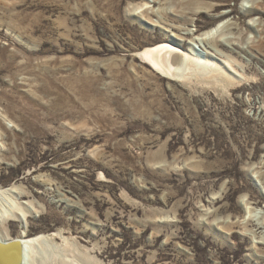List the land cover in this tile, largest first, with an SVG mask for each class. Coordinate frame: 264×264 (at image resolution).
Segmentation results:
<instances>
[{
  "label": "rangeland",
  "instance_id": "374dc122",
  "mask_svg": "<svg viewBox=\"0 0 264 264\" xmlns=\"http://www.w3.org/2000/svg\"><path fill=\"white\" fill-rule=\"evenodd\" d=\"M179 1L0 0V189L23 194L0 213H28L0 230L49 239L27 264H264V14L165 22ZM228 25L217 53L205 34ZM177 37L246 79L173 82L132 56Z\"/></svg>",
  "mask_w": 264,
  "mask_h": 264
},
{
  "label": "bare ground",
  "instance_id": "6f19581e",
  "mask_svg": "<svg viewBox=\"0 0 264 264\" xmlns=\"http://www.w3.org/2000/svg\"><path fill=\"white\" fill-rule=\"evenodd\" d=\"M157 0H155L156 2ZM179 1V0H178ZM218 1H224V0H183L182 2L179 1V7L182 8V14L180 16L171 14L168 9H166V14H164V21L170 22V21H176V19H179L180 22H182L185 26H188L190 23V19H188L187 14L191 13H197L199 12L198 9L201 8L200 5H203L204 8L209 13H214L221 9L225 3H220ZM255 5H252L250 9H247L243 15L245 16H252L254 13L264 14V0H255ZM190 6L195 7L194 12H189L188 9H191ZM142 6H135V9H139ZM263 10H261V8ZM198 8V9H197ZM187 13V14H185ZM143 14H148L149 11L145 10L143 11ZM239 22V21H238ZM237 27L239 26L238 23L233 24ZM236 27V28H237ZM174 28V27H171ZM179 28H177L178 30ZM231 25H228L225 29H223L222 33L219 34V30H209L205 34V39H211L209 40L210 43L213 44L215 50L217 53L222 52V49H225V44L221 42L219 37L223 36L225 33L230 32ZM180 30V29H179ZM232 31V30H231ZM239 38H233L230 39L229 42L233 45H236L239 43L242 44V32L239 33ZM208 38V39H207ZM166 42L157 43L154 45L146 46L142 50L135 51L132 53V56L134 58L139 59L141 62L146 63L150 66V68L158 73L160 76L173 81V82H187L191 80H200V79H210L215 78L222 74H227L229 76H234L232 73H236L241 77V79H238L239 82H243L246 79V75L244 73V63L238 59L235 58L234 52H230L229 54H226L224 58V62H218L216 61V55H211L208 58L201 57L200 54L197 52L191 50H187L183 43L182 38H175L170 39ZM259 46L260 50L263 51L264 49V40H261L256 44ZM255 44H252L251 48H254L256 46ZM213 73L204 74L202 70L206 67H213ZM21 195L22 193L18 192V189L14 186L12 188H6L4 190L0 189V195L7 196V197H13L14 195ZM23 195V194H22ZM17 206V205H16ZM25 208V207H24ZM17 210H7L3 209L0 213V225L5 226L6 222L8 221H18L23 222V220L26 219L27 214L24 209L22 208H16ZM28 210V207L26 208ZM30 213V212H29ZM24 227V226H23ZM20 239L22 241V251L19 252V248L12 245V246H0V255L5 257L8 260H17L19 254L22 255V264H27V258L28 254L34 255L36 254V250L38 248H44L48 243L49 239L45 235L38 234L33 237L23 236L18 238H13L10 236V234L4 233L0 230V243H9L10 241ZM52 243V242H51ZM42 253V252H41ZM37 257V256H36ZM31 260V259H29ZM29 262V261H28ZM34 262V261H33ZM68 262V261H67Z\"/></svg>",
  "mask_w": 264,
  "mask_h": 264
},
{
  "label": "water",
  "instance_id": "95a60500",
  "mask_svg": "<svg viewBox=\"0 0 264 264\" xmlns=\"http://www.w3.org/2000/svg\"><path fill=\"white\" fill-rule=\"evenodd\" d=\"M16 246L19 248V252L22 251V241L20 239H16L10 241L9 243H0V246ZM0 264H22V255L19 254L17 260H8L2 255H0Z\"/></svg>",
  "mask_w": 264,
  "mask_h": 264
}]
</instances>
